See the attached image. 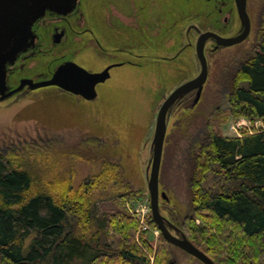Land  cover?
<instances>
[{
	"label": "rangeland",
	"instance_id": "rangeland-1",
	"mask_svg": "<svg viewBox=\"0 0 264 264\" xmlns=\"http://www.w3.org/2000/svg\"><path fill=\"white\" fill-rule=\"evenodd\" d=\"M83 1L95 14L99 0ZM100 1L108 14L119 16L120 29L127 30L128 24L121 18L132 9L131 1ZM223 1L227 6H235L233 0ZM247 3L248 13L256 18L248 41L214 53L208 50L211 47L208 43V77L199 101L193 105L195 94L192 93L168 115L159 174V191L165 193L166 200L159 199V209L172 224V216L179 220L192 216L187 171L192 169L195 147L203 140L207 121L223 137H237L263 127L261 120L233 118L221 109L227 103L230 79L237 64L245 60L257 43V17L264 0H247ZM166 6L162 15L166 18L163 22L167 24V32L162 43L153 41L149 46L129 47L133 65L115 69L113 79L100 86L96 100L74 101L57 91L45 90L0 102V154L16 158L32 155V161H41L34 171L33 164H26L32 173L49 181L68 178L74 190L103 169L107 170V166H115L110 168L114 180L102 183L92 198L107 214L126 210L138 223V233L153 248L162 238L151 217L147 190V165L152 157L156 115L176 87L199 74L196 35L187 36L189 25L198 20L201 25L210 22L207 15L210 5L206 0H166ZM174 15L181 19L177 26L171 25ZM48 30L46 26L40 29L45 39ZM158 32L152 29L153 38ZM47 49L48 46L43 48ZM57 51H64L63 46ZM134 54L142 56L136 58ZM171 56L175 58L165 60ZM52 67L51 54L40 52L26 60L23 73L18 72L12 82L17 83L20 77L48 74ZM226 115L228 118L223 122ZM205 179L204 188L212 193L227 186L215 171L207 173ZM125 194L130 196L123 203L120 198ZM199 248L206 250L204 245ZM171 252L176 264H201L176 247H171Z\"/></svg>",
	"mask_w": 264,
	"mask_h": 264
},
{
	"label": "trees",
	"instance_id": "trees-1",
	"mask_svg": "<svg viewBox=\"0 0 264 264\" xmlns=\"http://www.w3.org/2000/svg\"><path fill=\"white\" fill-rule=\"evenodd\" d=\"M258 20L257 43L237 64L221 109L233 118L261 120L263 127L223 137L207 121L187 171L192 216H172L215 264H264V5ZM30 156L23 164L25 157L0 154V264H176L163 237L153 248L126 210L107 214L93 200L102 183L114 180L115 166L74 190L68 178L49 181L32 173L26 164L34 171L41 161ZM214 171L227 186L212 193L204 182Z\"/></svg>",
	"mask_w": 264,
	"mask_h": 264
},
{
	"label": "flooded vegetation",
	"instance_id": "flooded-vegetation-1",
	"mask_svg": "<svg viewBox=\"0 0 264 264\" xmlns=\"http://www.w3.org/2000/svg\"><path fill=\"white\" fill-rule=\"evenodd\" d=\"M130 1L132 3V9L128 14L123 15V18H121L124 19L125 24H128L127 30L120 29L119 16L108 14L100 0L95 10V14L91 13L92 10L86 7L87 5L83 0H77L74 9L66 15H59L46 11L31 27L33 40L30 47L24 52L18 54L12 65L7 66L5 93L15 90L23 79H29L33 82L48 80L52 77L58 66L64 63H72L89 73L107 72L108 77L105 81L95 86L97 98L100 86L113 79L115 69L133 65L130 60L131 52L128 49L129 47L135 46V44L149 46L153 41H159L162 43L165 38L167 24L163 22H166V18L164 20L165 15L162 14L164 13L163 11L167 10L166 0ZM153 1L156 3L153 4ZM206 1L210 5V10L207 13L210 22H206L205 25L199 24V20L196 23L193 22V24L189 25L186 31L187 36L191 33L192 35L195 34L197 40L200 34L212 32L222 38H231L238 36L242 32V23L239 19L236 8H234L235 6H227L223 0ZM218 3L220 4V8ZM246 10L250 20V30L247 38L243 42L230 47H216L215 42L212 39H208L204 46L205 57L206 46L208 43L211 44V47L208 50H211L214 53L220 49L236 47L248 41L250 35L253 33L252 27L256 18L254 15L248 13L247 6ZM172 17L171 25L177 26L181 19H178L176 15ZM162 25L163 28H161ZM45 26L49 28L47 31V39H45V36L40 31V29ZM152 29L159 31L154 38L151 34ZM258 30L259 29H257V33ZM257 33L255 38H257ZM188 45L190 46V43ZM45 46L49 47L47 51L43 50ZM62 46L64 51H60V53H58V51L56 52V49L61 48ZM40 52L51 54L53 67L49 70L50 73H38L31 77H20L17 83H13L12 78L18 72L23 73L26 60L35 57ZM178 55L179 50L175 53L176 57ZM141 56L142 55L140 54H134V57L136 58H140ZM173 58L175 57L171 56L165 60L171 61ZM45 90L57 91L60 95H64L72 100L74 99V101L77 100L88 103V101H85L82 97L67 93L57 87L29 90L27 85L6 100H9L14 96L23 97L28 94ZM192 93L195 94L194 91L187 94L176 102L174 106L181 105V100Z\"/></svg>",
	"mask_w": 264,
	"mask_h": 264
},
{
	"label": "water",
	"instance_id": "water-1",
	"mask_svg": "<svg viewBox=\"0 0 264 264\" xmlns=\"http://www.w3.org/2000/svg\"><path fill=\"white\" fill-rule=\"evenodd\" d=\"M76 2L77 0H0V102L20 91L25 85L29 90L57 87L67 93L80 96L88 102L96 99L95 86L105 81L108 77L107 72L89 73L72 63L58 66L48 80L33 82L23 79L15 90L5 93L6 68L14 63L18 54L30 47L33 40L31 27L34 22L46 11L66 15L74 9ZM234 4L242 23V32L231 38H222L212 32L200 34L195 43V54L200 65V72L195 78L176 87L159 107L151 142L152 157L147 165L149 173L147 190L153 222L169 245L185 252L201 264L215 263L187 240L184 234L160 212L159 199L166 200V196L164 192L159 191V174L169 111L176 102L193 91L195 92L193 105L197 104L206 83L208 77L204 53L206 41L212 39L216 47H230L243 42L249 34L250 20L246 10L247 0H234Z\"/></svg>",
	"mask_w": 264,
	"mask_h": 264
},
{
	"label": "bare ground",
	"instance_id": "bare-ground-1",
	"mask_svg": "<svg viewBox=\"0 0 264 264\" xmlns=\"http://www.w3.org/2000/svg\"><path fill=\"white\" fill-rule=\"evenodd\" d=\"M237 131V130H236ZM88 198H89V196H88ZM91 202V201H90ZM86 205V204H85ZM88 206V205H87ZM99 210V209H98ZM99 213V212H98ZM101 214H102V212H101ZM98 215V214H97ZM104 215V214H103ZM105 218V217H104ZM79 259V258H78ZM79 262V261H78ZM72 263V262H71ZM81 264H82V262H80ZM98 263V262H97Z\"/></svg>",
	"mask_w": 264,
	"mask_h": 264
}]
</instances>
